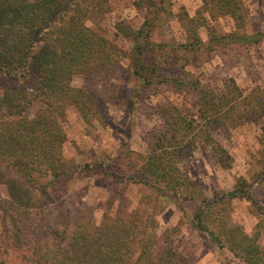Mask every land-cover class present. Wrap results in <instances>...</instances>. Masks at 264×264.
Returning <instances> with one entry per match:
<instances>
[{"label":"trees","instance_id":"obj_1","mask_svg":"<svg viewBox=\"0 0 264 264\" xmlns=\"http://www.w3.org/2000/svg\"><path fill=\"white\" fill-rule=\"evenodd\" d=\"M110 1L0 0V185L8 194H0V264H194L175 248L172 230L158 233V215L172 203L184 209L186 202L194 204L191 227L229 253L224 264H264V135L258 170L213 199L183 170L200 144L225 169L232 167L215 134H228L247 116L263 118L264 92L245 95L234 79L217 92L186 70L185 77L168 78L154 56L258 43L259 34L244 32L243 0H202L203 13L228 16L237 30L218 34L210 28L204 41L199 30L205 24L184 13L178 23L185 40L178 43L154 40L164 20L174 19L169 0H134L146 11L144 23L117 29L133 43L127 70L137 81L135 97L157 95L169 85L191 93L193 109L157 104L160 123L145 136L144 153L122 148L96 163L64 156L69 108L86 122L105 123L125 70L118 47L87 25L108 11ZM76 76L97 80L100 89L74 87ZM87 172L100 175L110 190L137 185L148 193L137 209L105 214L96 224L90 207L68 200L70 181ZM235 201L250 204L258 220L253 232L234 218Z\"/></svg>","mask_w":264,"mask_h":264},{"label":"rangeland","instance_id":"obj_2","mask_svg":"<svg viewBox=\"0 0 264 264\" xmlns=\"http://www.w3.org/2000/svg\"><path fill=\"white\" fill-rule=\"evenodd\" d=\"M243 1L248 9L244 32L249 35L259 34L261 40L258 43L206 48L193 53H158L154 56L163 62L161 73L172 79L182 78L185 76L181 73L186 70L191 76L210 84L217 92L224 90L229 79H234L245 95L257 88L264 92V0ZM169 3L174 19L164 20L161 28L156 31V42H184V29L178 23L180 15L184 13L190 18H196L199 24H205L199 30L204 41H208L211 29L218 34L237 30L230 17L213 18L208 13H203L202 0H169ZM145 16L146 11L136 7L134 0H111L106 13L87 22L89 27L118 47L125 70L115 82V93L108 101L109 116L105 123L97 120L86 122L74 107L69 108L64 124L67 142L63 147L67 159L77 163H96L122 148L144 153L147 149L145 136L160 123L156 112L157 104L171 101L182 110L193 109L192 94L169 85H161L157 95H145L142 100L135 97L137 81L127 70L128 55L133 43L117 28L123 23L138 29L144 23ZM1 79L0 76V82ZM73 86L98 91L100 82L76 76ZM263 135L264 117L247 116L243 124L228 134H215L216 140L230 154L232 167L225 169L212 149L200 144L194 156L183 165V170L193 183L200 185L206 195L213 199L216 193L231 191L238 178L250 179L258 170L257 161L263 148ZM68 191V200L73 205H87L91 208L96 224L103 221L105 214L114 216L122 211L137 209L143 196L148 193L137 185H130L126 191L120 188L110 190L103 178L94 172L73 178ZM0 194L3 198L8 196L2 185ZM182 205L184 209H181L179 203H172L158 215V233L161 235L166 230H172L175 248L182 258L194 264H224L229 253L220 251L206 236L191 227L189 220L194 204L186 202ZM249 206L245 201H235L233 215L248 232H253L258 220L250 212Z\"/></svg>","mask_w":264,"mask_h":264}]
</instances>
